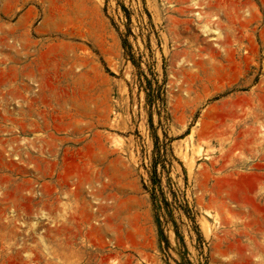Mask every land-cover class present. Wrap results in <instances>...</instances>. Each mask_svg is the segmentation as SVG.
I'll return each instance as SVG.
<instances>
[{"label": "rangeland", "instance_id": "rangeland-1", "mask_svg": "<svg viewBox=\"0 0 264 264\" xmlns=\"http://www.w3.org/2000/svg\"><path fill=\"white\" fill-rule=\"evenodd\" d=\"M185 256L264 264V0H0V264Z\"/></svg>", "mask_w": 264, "mask_h": 264}, {"label": "trees", "instance_id": "trees-1", "mask_svg": "<svg viewBox=\"0 0 264 264\" xmlns=\"http://www.w3.org/2000/svg\"><path fill=\"white\" fill-rule=\"evenodd\" d=\"M124 45H125V40H124ZM154 170H156V167L154 165ZM154 185H153V189L154 191L152 192V201L154 204V208L156 209V214H157V220H158V224L159 226L162 224L161 221V216L162 215H168L169 219H171V217L173 216V208H172V203L169 202L168 200H166L163 188L161 187V184L157 181L154 180ZM159 185V194L156 193V187ZM183 208L185 210V212L188 214V217L191 220H195V216L193 214V211L189 208L188 203L186 202L183 205ZM162 235L163 232L162 230H160ZM167 241V240H166ZM185 262L183 264H192V262L185 256L184 257Z\"/></svg>", "mask_w": 264, "mask_h": 264}]
</instances>
